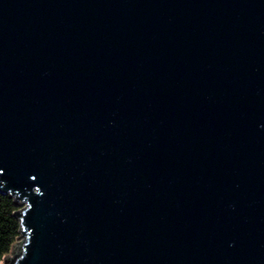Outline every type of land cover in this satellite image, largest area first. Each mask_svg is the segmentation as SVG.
Returning <instances> with one entry per match:
<instances>
[{"label":"water","instance_id":"95a60500","mask_svg":"<svg viewBox=\"0 0 264 264\" xmlns=\"http://www.w3.org/2000/svg\"><path fill=\"white\" fill-rule=\"evenodd\" d=\"M2 264H264V0H0Z\"/></svg>","mask_w":264,"mask_h":264},{"label":"trees","instance_id":"16d2710c","mask_svg":"<svg viewBox=\"0 0 264 264\" xmlns=\"http://www.w3.org/2000/svg\"><path fill=\"white\" fill-rule=\"evenodd\" d=\"M17 206L13 198L0 193V264L19 236V222L14 216Z\"/></svg>","mask_w":264,"mask_h":264},{"label":"rangeland","instance_id":"374dc122","mask_svg":"<svg viewBox=\"0 0 264 264\" xmlns=\"http://www.w3.org/2000/svg\"><path fill=\"white\" fill-rule=\"evenodd\" d=\"M22 208H24V205H21L20 207H17V210H20Z\"/></svg>","mask_w":264,"mask_h":264}]
</instances>
